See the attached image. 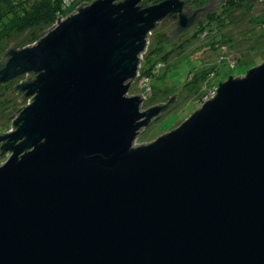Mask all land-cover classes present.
Segmentation results:
<instances>
[{
	"label": "water",
	"instance_id": "95a60500",
	"mask_svg": "<svg viewBox=\"0 0 264 264\" xmlns=\"http://www.w3.org/2000/svg\"><path fill=\"white\" fill-rule=\"evenodd\" d=\"M142 1L84 2L0 61L29 99L0 133V264H264V61L137 145L173 101L129 94L152 31L207 9Z\"/></svg>",
	"mask_w": 264,
	"mask_h": 264
},
{
	"label": "rangeland",
	"instance_id": "374dc122",
	"mask_svg": "<svg viewBox=\"0 0 264 264\" xmlns=\"http://www.w3.org/2000/svg\"><path fill=\"white\" fill-rule=\"evenodd\" d=\"M93 1L86 0L85 2L91 3ZM208 1L198 0V4L195 3L196 1H190V5L201 7ZM150 4L154 3L151 2ZM72 9L70 8V12ZM221 13H226L232 19V22L224 29L231 44L229 43L222 47L221 54H218L219 51L216 53L209 45H206L208 42L207 37H193L197 24H193L182 33L173 34L170 32L177 27V23L175 19H168L161 21L158 27L153 30V34L149 37L150 42L147 50L160 46L157 42L164 38L174 43V46L183 42H185V45L181 48H175V52L168 59V64L160 68L159 76L151 78L150 84L153 89H146L144 82L137 78L129 94H143L146 96L142 105L143 109L159 103H166L174 94H176L177 101H172L161 116L154 119L145 128L137 137L135 144L138 145L155 140L165 132L179 126L194 110L202 105L198 100L199 96L191 93L189 86H187L188 76L196 66L202 64L199 69H203L211 67L216 63L219 64L222 60L224 61L223 54L227 58L232 56L239 57V61L243 64L252 62L257 57H259V61H264V0H244L236 7L228 6L227 8H222ZM206 19L203 16L200 23L202 20L206 22ZM53 25L29 29L21 34L13 32L1 37L0 61L10 48L16 46V48L20 49L34 44L38 40L35 38V35H39V38H41L42 32L48 30ZM243 70L244 68L241 66H238L237 70H231L228 66L222 65V75L215 78V80L220 81L221 79L225 81L230 75L238 76L245 74L247 70L244 72ZM27 77V75H23L0 86V133H6L12 129V121L18 114L16 112L22 105H27L29 102V99L20 100L19 97L23 94L15 90V86ZM12 115L13 117L9 118ZM7 157V155L0 156V164Z\"/></svg>",
	"mask_w": 264,
	"mask_h": 264
},
{
	"label": "trees",
	"instance_id": "16d2710c",
	"mask_svg": "<svg viewBox=\"0 0 264 264\" xmlns=\"http://www.w3.org/2000/svg\"><path fill=\"white\" fill-rule=\"evenodd\" d=\"M85 1L86 0H76L74 5L78 2L84 3ZM161 1L163 0H143L142 3H144V5H150L151 2L155 4ZM185 1L187 4H190V1H196L195 3L198 4V0ZM242 1L244 0H220L219 5L217 4L216 7L213 6L204 12L198 13V17L194 22V24L197 25L195 26L196 31L193 34V37H207L208 42L206 45H209L212 50L216 51V53L219 51L218 54H221V48L226 44H231L230 39H228L226 33L224 32V29L232 22V19H230L226 13H221V10L222 8H227L228 6L236 7ZM202 8H204V6H201V8L199 7L197 10ZM69 12L70 7L66 5L65 0H0V38L13 32L21 34L29 29L55 24L60 17L66 16ZM203 16L207 18V21L204 22L202 20L200 23ZM168 19L173 18L171 16L164 20ZM158 24L156 28L158 27ZM45 33L46 31L42 32V36ZM151 34H153V31ZM35 38L38 40L40 39L39 35H35ZM157 44L160 46L146 50L142 58L138 78L143 82L148 80L149 86H146V89H153L150 84L151 78L153 76H159L160 68L168 64V59L170 55L175 52V48L183 47L185 42L174 46V43H171L169 40L164 38L160 39ZM222 57L224 61L222 60L219 64L216 63L211 67L199 69V67L202 66L201 64L196 66L190 72L187 86H189L191 93L199 96V102H201L211 86L218 83L220 84V82L223 81L221 79L220 81L215 80V78L222 75V65L228 66L231 70H237L238 66H241L244 68V72L262 62V60L259 61V57L253 59L252 62L244 64L239 61V57L232 56L227 58L225 54H223Z\"/></svg>",
	"mask_w": 264,
	"mask_h": 264
},
{
	"label": "built area",
	"instance_id": "2783aa9c",
	"mask_svg": "<svg viewBox=\"0 0 264 264\" xmlns=\"http://www.w3.org/2000/svg\"><path fill=\"white\" fill-rule=\"evenodd\" d=\"M76 0H65V3H66V5L68 6V7H70V8H72V7H74L73 8V10L71 11V12H74V11H76V9L80 6V5H82V3H77L76 5H74V2H75ZM74 5V6H73ZM70 12V13H71ZM69 13V14H70ZM68 15V14H67ZM65 16H62V17H60V18H64ZM59 18V19H60ZM144 84L146 85V86H149L148 85V80H145L144 81ZM218 87H219V83L218 84H215V85H213V86H211L210 88H209V90H208V92L204 95V97H203V99L201 100V104H203L204 102H206L207 100H209L210 98H212V97H214L216 94H217V92H218ZM149 90H151L150 88H149ZM150 93H151V91H150ZM145 96V95H144ZM146 97V96H145Z\"/></svg>",
	"mask_w": 264,
	"mask_h": 264
},
{
	"label": "flooded vegetation",
	"instance_id": "af4514ba",
	"mask_svg": "<svg viewBox=\"0 0 264 264\" xmlns=\"http://www.w3.org/2000/svg\"><path fill=\"white\" fill-rule=\"evenodd\" d=\"M219 1L220 0H209L208 2H206V4L205 5H203L204 7H206L207 9L206 10H208V9H210L211 7H213V6H217V4L219 5ZM202 6V7H203ZM199 7H197V6H193V5H190V4H187L186 3V5H185V10L186 11H189L190 13H193L194 11H196L197 9H198ZM201 8V7H200ZM205 10V11H206ZM176 20V19H175ZM173 100V101H177V99H176V97H171L170 98V100ZM168 101V100H167Z\"/></svg>",
	"mask_w": 264,
	"mask_h": 264
}]
</instances>
